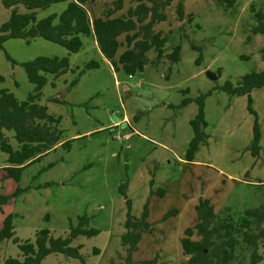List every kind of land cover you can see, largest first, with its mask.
Instances as JSON below:
<instances>
[{
	"label": "rangeland",
	"instance_id": "obj_1",
	"mask_svg": "<svg viewBox=\"0 0 264 264\" xmlns=\"http://www.w3.org/2000/svg\"><path fill=\"white\" fill-rule=\"evenodd\" d=\"M159 1L167 3L166 20L155 31L168 35L166 53L180 48V61L172 66L164 59L129 76L114 69L91 37H82L77 54L42 38L30 44L20 39L0 43V92L19 102L35 93L24 64L58 57L67 58L70 66L58 78L47 76L38 101L59 120L61 141L70 142L69 149L58 146L28 167L19 182L1 170L10 164L0 150V198H8L0 205V232L10 215L15 232L0 243V264L9 257L21 259L15 239L33 243L42 230L67 238L83 216L88 228L99 233L71 243L80 247L82 260L51 254L43 264H142L156 257L157 264H183L181 239L195 224L201 202L209 201L216 213L229 209L235 218L264 207V88L251 93L253 113L247 96L221 90L226 83L264 72V35L255 34L251 10L264 13V0H234L232 6L220 0ZM122 2L117 12L119 0H98L87 9L92 18H117L137 5L136 0ZM68 4L39 10L38 18L58 17ZM18 11L26 12L23 6ZM11 14L0 0V29ZM120 41L124 45L118 54L128 48L125 35ZM148 57L155 59L156 52ZM90 62L99 67L86 69ZM207 72L219 73V78L212 81ZM200 99L207 140L187 161L194 136L190 123L199 113ZM255 121L261 133L256 151ZM13 135L6 132L17 149ZM152 180L158 192L150 195ZM124 184L135 218L147 206L149 228L133 252L123 241L128 211L120 191ZM260 255L264 259V239Z\"/></svg>",
	"mask_w": 264,
	"mask_h": 264
},
{
	"label": "trees",
	"instance_id": "obj_2",
	"mask_svg": "<svg viewBox=\"0 0 264 264\" xmlns=\"http://www.w3.org/2000/svg\"><path fill=\"white\" fill-rule=\"evenodd\" d=\"M97 1L2 0L3 6L11 9L12 14L9 21L0 29V43L20 39L30 44L37 38H42L64 47L70 54H77L83 49L82 37H91L114 69L123 70L129 76L142 72L149 63L155 65L165 59L172 66L180 61V48L174 47L170 53H166L168 35L155 31L156 25L166 20L164 9L167 3L159 0H136V7L129 9L125 16L92 18L87 5ZM220 1H228L230 6L234 4V0ZM66 2L69 4L60 16L38 18L37 11ZM19 6H23L26 12L19 13ZM122 9L123 2L119 0L116 12ZM251 10L257 20L255 34L264 35V13L256 12L253 6ZM122 35H125L124 42L128 48L118 54L124 45L120 41ZM151 50L156 52V58L153 60L148 57ZM97 67L99 64L96 62L86 65V69ZM24 68L28 81L35 86V93L26 101L19 102L11 93L0 92V150L8 155L10 166L5 169L7 177L17 182L28 167L39 162L58 146L67 149L70 147V142L61 141L63 133L58 129L59 120L48 114L46 107L38 103L47 84V76L53 75L58 78L65 74L70 68L68 59L41 57L24 64ZM2 80L0 77V81ZM261 88H264V72L243 76L235 84L226 83L221 90L232 97L247 96L249 110L253 113L251 93ZM189 102L187 99L182 104L186 106ZM199 104V113L190 123L194 136L187 152V161L193 160L199 146L207 140L205 134L207 123L202 99L199 100ZM10 131L14 132L13 138L18 144L17 149L9 144L6 132ZM253 134L252 149L256 151L261 135L257 121L254 123ZM153 184L152 180L151 186ZM127 187V184H124L120 188L128 210L125 222L127 232L123 241L125 244H131L133 252L141 240L142 232L149 228L145 221L148 214L145 206L140 219L132 215V201L127 196ZM7 200L5 197L0 198V205ZM196 209L198 212L196 222L185 231L181 239L182 253L186 258L183 264H261L264 261L260 255V243L264 239V207L247 210L239 218H235L229 209L216 213L209 201L201 202ZM78 221L76 226L71 225L67 238H56L48 230H42L36 233L33 243L15 239L14 243L21 252V259L9 257L3 264H43L44 259L51 254H62L82 260L80 247L73 248L71 243L79 236L90 237L99 232L88 228L89 221L86 216L78 218ZM14 236L10 215L4 220L0 243ZM242 254H248V259L243 260ZM142 264H157V257Z\"/></svg>",
	"mask_w": 264,
	"mask_h": 264
},
{
	"label": "water",
	"instance_id": "obj_3",
	"mask_svg": "<svg viewBox=\"0 0 264 264\" xmlns=\"http://www.w3.org/2000/svg\"><path fill=\"white\" fill-rule=\"evenodd\" d=\"M207 77L212 81H216L219 78L216 73L212 72H207Z\"/></svg>",
	"mask_w": 264,
	"mask_h": 264
},
{
	"label": "crops",
	"instance_id": "obj_4",
	"mask_svg": "<svg viewBox=\"0 0 264 264\" xmlns=\"http://www.w3.org/2000/svg\"><path fill=\"white\" fill-rule=\"evenodd\" d=\"M95 44L97 45V43L95 42ZM98 47V46H97ZM107 60V59H106ZM10 166V165H9ZM7 167H3L1 168V170H5ZM154 185V184H153ZM157 190H155V187L151 186V191H150V195L154 194Z\"/></svg>",
	"mask_w": 264,
	"mask_h": 264
}]
</instances>
